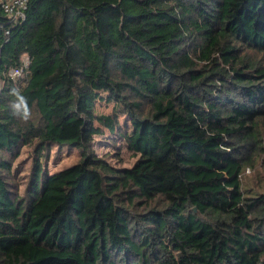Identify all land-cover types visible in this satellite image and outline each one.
<instances>
[{"label": "trees", "instance_id": "1", "mask_svg": "<svg viewBox=\"0 0 264 264\" xmlns=\"http://www.w3.org/2000/svg\"><path fill=\"white\" fill-rule=\"evenodd\" d=\"M53 147L80 158L50 172ZM258 164L264 0L0 3V264H264Z\"/></svg>", "mask_w": 264, "mask_h": 264}, {"label": "rangeland", "instance_id": "2", "mask_svg": "<svg viewBox=\"0 0 264 264\" xmlns=\"http://www.w3.org/2000/svg\"><path fill=\"white\" fill-rule=\"evenodd\" d=\"M27 61V58H24ZM14 76V74H12ZM18 76V75H16ZM114 104L100 103L97 105L99 112H111ZM95 148L98 153L105 154L106 152L114 153L115 149L113 146L107 143H96ZM32 148L24 147L21 151L20 156L15 162V168L18 167V178L20 181L24 180L27 174L30 171L32 164ZM122 157L125 164H131L134 159L131 158L130 153L126 150H123ZM80 158L79 150L71 147H63L60 150L57 147H53L52 153L50 156V161L48 162V169L50 172H55L65 167H68L76 163ZM112 161L115 162V158L112 157ZM242 181L244 186L249 190V195L258 196L264 194V171L262 168L257 165L256 168L248 167L242 175ZM22 185V190L24 189Z\"/></svg>", "mask_w": 264, "mask_h": 264}, {"label": "built area", "instance_id": "3", "mask_svg": "<svg viewBox=\"0 0 264 264\" xmlns=\"http://www.w3.org/2000/svg\"><path fill=\"white\" fill-rule=\"evenodd\" d=\"M4 12L11 18L12 21H19L25 17V11L28 6V0H0ZM27 64L28 61H25ZM14 76L20 75V70L12 72Z\"/></svg>", "mask_w": 264, "mask_h": 264}, {"label": "clouds", "instance_id": "4", "mask_svg": "<svg viewBox=\"0 0 264 264\" xmlns=\"http://www.w3.org/2000/svg\"><path fill=\"white\" fill-rule=\"evenodd\" d=\"M12 94L18 98V102L13 105L14 113L20 114V110L22 109V118L27 120L30 116V112L25 97L21 95L18 89H13Z\"/></svg>", "mask_w": 264, "mask_h": 264}]
</instances>
